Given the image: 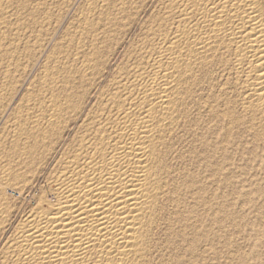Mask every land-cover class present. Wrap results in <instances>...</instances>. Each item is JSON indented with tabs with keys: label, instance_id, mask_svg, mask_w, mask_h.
Wrapping results in <instances>:
<instances>
[{
	"label": "bare ground",
	"instance_id": "bare-ground-1",
	"mask_svg": "<svg viewBox=\"0 0 264 264\" xmlns=\"http://www.w3.org/2000/svg\"><path fill=\"white\" fill-rule=\"evenodd\" d=\"M25 2L0 0V25L12 24L7 16L19 23L31 14L32 26L39 14L41 21L50 19V5L28 3L29 11ZM136 5L85 0L66 44L45 57L41 76L25 86L17 113L4 122L0 151L8 161L0 166V230L13 209L5 188L25 190L26 169H39L48 157L54 169L37 206L6 240L0 264H194L199 242L212 248L210 178L217 151L209 137L227 144L235 130L248 127L254 140H264V0H164L133 54L96 89L104 51L135 17ZM12 25L7 31L17 35L20 25ZM4 43L0 97L11 74L26 64L15 55L23 44ZM94 91L95 103L84 113Z\"/></svg>",
	"mask_w": 264,
	"mask_h": 264
},
{
	"label": "rangeland",
	"instance_id": "rangeland-1",
	"mask_svg": "<svg viewBox=\"0 0 264 264\" xmlns=\"http://www.w3.org/2000/svg\"><path fill=\"white\" fill-rule=\"evenodd\" d=\"M33 1L34 0H31V1L26 0L25 3L27 5L28 9H29V7L31 8V6H30L31 3H32V8L37 4V2L40 4L45 3L46 6L50 5V6H48V8H49V12L51 14L49 12L47 13L48 15L46 14V17L50 18V19H48L50 21H48V20L47 21H41L40 20L41 15L39 14L38 18L40 16V19L38 20L39 21V23H37L38 25L35 26L36 25V23H35L32 26L33 22H32L31 14L26 15V16L22 15L25 18V20L22 17L19 18L20 20H23L24 23H23V21L22 22L19 21V23H17V21L15 20L14 17L7 16V17H9L8 18L9 23L13 24L15 22L16 24L20 25V30L15 32V33L18 32L17 35L14 34V32H12L14 37L17 36L15 38H12L13 37L11 35L12 33H10V31H7V30H9V27L12 24H9V25L7 24L8 28H5L2 25H0V32H1L0 33V36H1L0 42H2V43L5 42L6 44H9L8 42L13 41L12 44H14L13 39H16V43L14 44V46L16 45L15 46L16 48L19 47L18 49H20V47H21V49H23L25 47V50L23 49L24 53L22 52V50H18L19 53L17 52L15 55L16 56L18 55L17 58H20L19 63L22 64V66L24 64L23 63L24 60L26 63L25 68H21L20 69L21 72H20V70L18 71L20 73H18V72L14 73L15 76H12V74H11L12 80L9 83L10 85H7L5 89H8L9 88L8 86H10L11 88H13V86H14V89H11L13 91L7 90L8 93H5L6 90L3 89L2 93H1L2 96L0 97V101H1L0 102V112L1 111L3 112V110H4V113L1 112L2 116L0 115V136L1 137L3 136V134L5 132L4 122L5 123L8 122L9 118L13 119L14 117L13 118H11V117L17 113L16 111L18 110L17 108H19V104L16 105L15 103L20 101L18 99H21V101L24 99V95H25L26 90H27L26 87L29 86L28 83L35 82V80H38L39 79L38 77L41 76L40 74L43 71L42 64H44L45 57H49V55L51 57L54 56V55H52V54H55L54 50H55V52L58 50L57 48L55 49L54 47H58L60 45V42L62 43L61 45L66 44L65 42L68 39V38L66 39V36H65L68 34V33L66 34V32L67 31L69 32L72 28L75 27L76 15L83 8V5L85 4V0H73V1L70 0L71 3H70V1H67V0H65V1L64 0H59V1L54 0V2L52 0H51V2L49 0H47L46 2L45 1H39V0L35 1V2H33ZM141 1L142 0H139V1L137 0V5H136L137 6L136 7L137 13H135V15H134L135 17L129 18L130 19L129 21L127 19V21H125L127 24L124 22V25H125L124 29L122 30V28H121L120 33L117 34L118 36L116 35V37H115V39L118 37L117 40L112 41V43L110 44V48L104 51V52H106V51H109V52H106L107 54H105V56H104V63L105 64H104V67L102 69L103 70V78L100 80V83L98 84V88L96 87V89H102L103 86L104 87L107 86L110 82V79L114 76V74L119 69V66H122L125 63L124 60H126L127 56L129 57L131 54H133V52L137 48L136 46H138V43L141 42V37H142V39L144 38V32H145L144 28H145L146 24H148V22L151 20L152 16H154V14H156L157 9L160 6L161 2H164V0H143L142 1L143 3ZM138 2H139V4H138ZM58 3H61V4L64 3V5L68 6V7H65L63 4L61 7V4L58 5ZM55 4L58 5V7H56ZM51 5H53L54 7H51ZM69 6H70V8H69ZM59 7H61V8H59ZM51 9H53L54 14L52 13L53 11ZM29 11H31V10L29 9ZM134 12H135V9H134ZM74 13H76V14L74 15ZM52 14H53V16H52ZM136 14H137V16H136ZM50 16L53 19H51ZM46 17H45V20H46ZM57 17L59 19H57V20L54 19ZM55 20L57 23L55 22ZM28 21H30V22H28ZM41 22H44L45 27L43 26V23H42V25L39 26V24ZM49 22L51 24H49ZM29 23L30 24L32 23L31 28L29 26L30 25ZM26 24H27V26H26ZM23 25L27 29L24 28ZM52 25H54V26H52ZM21 26L24 30L21 28ZM41 27L42 28L47 27V29H42ZM3 28L6 29L7 34L4 33L5 31ZM32 28L33 29L36 28V29L33 30ZM21 29H22L23 33L21 32ZM49 29H51V30H49ZM25 30H27V31H25ZM32 31H34V32H32ZM8 32L10 33L9 34L10 36L8 35ZM31 32L34 34L36 33V35L39 36L38 38L42 39V42H43V38H44V42H46V41L47 42L46 43L43 42L44 45L39 46V45H42L43 43L39 42L41 40L35 38L36 35L32 34ZM30 33L32 34V38H28V37H31ZM49 33H50V35H49ZM5 34H6V36H5ZM38 34H40V35H38ZM43 34H45L46 36ZM47 34L49 35V37H47L48 36ZM3 37L7 38L10 41H8V40L5 41V38L3 39ZM18 37L21 39H18ZM17 40H18V42H20V40H22V41H21V43L18 44ZM23 40L27 41L26 45H25V42ZM59 40H61V41H59ZM35 41H36V43H35ZM114 42H116V43H114ZM2 43H0V44H2ZM34 43L36 45H34ZM20 44L21 45L23 44L22 45L23 48ZM39 47L44 48V50H41L42 48L39 49ZM28 48H30L31 50ZM52 48H53V50H52ZM26 51H28V52H26ZM30 51H34V52L36 51L35 52L36 57L37 56L38 57L36 58L34 53L32 52L33 53L32 54ZM25 52L27 54H25ZM38 52H39V54H38ZM29 53H31V54H29ZM47 54H48V56H47ZM23 55H24V57L25 56H28V57L24 59ZM29 55H31V57ZM41 56H43V57L41 58ZM65 57H67V56H65ZM69 57H71V59L74 58L71 53H70ZM21 58H23V59H21ZM122 58H124V59H122ZM31 61L33 62V64ZM27 62L29 65H27ZM5 63L0 64V65H2V66H0V79L3 76V74L5 73L4 70H6V68H5L6 64ZM108 63H109V65H108ZM3 65L5 67H3ZM27 66H29L28 67L29 69L27 68ZM1 67L4 69H2ZM24 71H26V72H24ZM21 73H23V74H21ZM13 77H14V79H13ZM217 82H218V80H217ZM217 82H215V83H217ZM12 83H14V84L12 85ZM9 91H11V93ZM24 91H25V93H23ZM95 93H96L95 91L91 92L90 95L88 96V98L86 99L87 100V101H85V103H86L85 104V110L86 111L84 110V113H86L87 110H89L94 105ZM206 95L207 94H205L204 97H206ZM21 101L18 103L21 104ZM2 106H3V108H2ZM87 106H88V109H87ZM11 108H14V109H11ZM13 111L15 112L14 114H13ZM11 112L13 115L11 114ZM202 114H205V113H202ZM80 123L81 122L78 120L74 124L73 129L65 134V137H64L62 144L59 146V148L56 151L57 154L61 153L62 149L64 148V143L65 142L67 143L71 140V138L73 137V135L75 133V130H76L75 128H77V126H79ZM247 128L248 127H244V129H241L240 131L235 130L230 137L233 142L232 141L227 142V144H226V142L219 141L217 135H215V134L211 135L209 137L210 140L212 141L213 147L215 146L214 148L217 151L216 160H215V164H216L217 169L215 170L214 174L210 178V181H211L210 182V184H211L210 213L212 216L211 226H210L212 242H211L210 247H212V248H208V250H206V249H204L205 243L199 242L198 250L201 252V250L203 249L202 250L203 252L202 253L197 252L195 254V256L193 257L194 264H264V140H261V141L254 140L255 138H254L253 131H251L249 128L248 129ZM196 130H198V131H193V132H195V134H198L199 131H200V133L202 132L201 135L207 133V131L205 129H202V131L200 129H196ZM244 130H246V131H244ZM71 132L73 135L71 134ZM189 138L192 139V137H189ZM191 139H189V140L187 139L188 141H187L186 145L189 143L187 146H189L191 144V142L193 140V139L192 140ZM224 144L227 145V147ZM0 150H1V148H0ZM222 150H223V152L220 153V151H222ZM4 157L5 156L0 151V166H1V163L2 164L5 163V161H4L5 159H6V162L8 161L7 158L6 157L4 158ZM1 158H3V160ZM221 159H223V160H221ZM225 160H226V162H225ZM13 161H14V164H12ZM45 161H46V163H45ZM45 161H44V163L41 164L43 166L39 167V169H37L38 167L37 168L29 167L31 169H28V168H27L28 170L26 169V171L28 173V177L30 178L29 179L30 181L28 184H26L25 190H23V191L21 190L22 191L21 192L20 189H17L13 186L7 187L4 190V193L7 196V199L13 205V209H12L11 217L9 219L7 226L5 228H3L2 230H0V254H2V251L4 250V246L7 243L6 240H8L10 238V236H12L14 234L17 226H19V224L21 223V221L23 220L25 215L30 213L31 212L30 210L34 209L37 206L39 199L43 196V193H45V191H46L45 189H47V186L49 183V176L54 169V167H53L54 161H53V157H48V159ZM10 162L12 165H16L18 163V159L17 158L13 159V160L11 159ZM30 170L33 173H31ZM34 170H37V171H34ZM200 248H201V250H200ZM187 259H191V257H187Z\"/></svg>",
	"mask_w": 264,
	"mask_h": 264
}]
</instances>
